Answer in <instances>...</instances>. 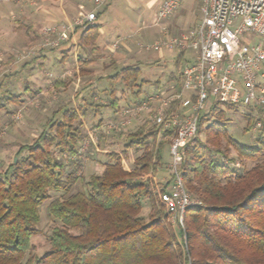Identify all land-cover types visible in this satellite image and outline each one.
I'll list each match as a JSON object with an SVG mask.
<instances>
[{
	"label": "trees",
	"instance_id": "obj_1",
	"mask_svg": "<svg viewBox=\"0 0 264 264\" xmlns=\"http://www.w3.org/2000/svg\"><path fill=\"white\" fill-rule=\"evenodd\" d=\"M97 37V25L83 28L79 46L96 47ZM184 53H178L171 78L175 93L182 89ZM79 61L85 74L88 62ZM139 73L137 64L117 69L108 76L110 94L118 84L137 85ZM109 106L117 108V98ZM237 107L215 103L202 112L197 135L184 147L180 169L185 188L204 206L188 208L183 227L170 222L161 200L170 181L155 178L171 131L150 121L130 132L120 130L125 149H142L133 167L124 168L119 153L106 152L111 160L100 174L88 177V191L69 193V185L82 177L72 174L64 180L63 165L51 148L60 156L76 155L85 134L78 109L65 108L16 153L26 150L27 155L0 174V264H264V117L243 107V130L257 127L258 146L243 145L227 130L226 112ZM179 108L180 101L174 100L167 113ZM242 160L254 164L240 170L235 163ZM60 190L66 196L47 205L48 218L59 223L47 237L49 248L27 257L31 237L38 233L39 206L50 191ZM145 204L146 217L141 215Z\"/></svg>",
	"mask_w": 264,
	"mask_h": 264
},
{
	"label": "rangeland",
	"instance_id": "obj_2",
	"mask_svg": "<svg viewBox=\"0 0 264 264\" xmlns=\"http://www.w3.org/2000/svg\"><path fill=\"white\" fill-rule=\"evenodd\" d=\"M17 1L19 0H0V174H3L7 170L8 166L14 161V157H16V161H18L21 157L27 155L26 150H23L18 156H16V153L21 145L33 143L40 133L47 129L46 123L51 118L59 119L61 112L65 108L76 107L71 100L67 102L70 94H64V90L60 89L61 87L57 85L58 89L57 86L54 85L57 80L56 78H54L55 80H51V86L48 92H44L46 93L44 97L45 101L41 99L35 100L36 98H33L34 91L37 87L30 86V90L28 88L24 89L26 87L25 82L30 80L32 70L37 73H39L38 71L46 72L48 69L51 70L52 64H50L49 60H37L35 58L28 63L27 68L23 72L15 73L12 70V65L17 55L19 57L22 54H26L27 50L26 48L23 50L22 46L24 47L28 44V39H31L30 42H32L28 48L32 50L33 47V50H36L38 45L33 46V42L37 40L38 35H33V32H40L39 27L44 20H47L43 9L47 10L50 7L58 6L56 0H30L35 3L33 9L34 13H31V11L29 12L26 8L23 11H19V7L22 4ZM162 1L163 0H116L115 4L108 10H103L101 12V18L108 19L111 22L110 26L105 29L108 39L106 38L103 41L116 42L118 40V47L115 49L117 52L124 50L123 41L130 44L132 48V63L137 64L140 69L139 81L137 85L130 88L122 84L116 86L113 98H117L119 105L116 109H113L108 106L112 97L110 96V85L107 75H112L117 69L124 66L117 64L119 61L121 63V59L123 58L117 56L112 58L114 64L117 65L113 69L106 70L108 67L113 66V64H110L111 60H108L105 66L99 68V73H104V75L95 82V88L89 89L88 87L87 92H91L90 96L92 93L99 94L95 102H98V105H102L98 108V113H100L101 118L100 120L93 121L89 117H84V119H82L84 126L93 125L94 127L99 123L100 129H105L100 132V138L98 136L96 142L98 147H94L93 144L87 145V147H84V150L82 149L83 147H78L77 154L73 156H60L57 148L54 146L51 148L53 149V154L59 158V161L63 165L62 172L64 180H67V176L72 174L82 177L80 180L72 182L69 185V193L88 191V187L86 186L88 177L94 173L100 174L104 164L111 160L106 152L119 153L123 158V166L126 169L132 168L133 161L142 153V149L139 147L128 149L123 147L126 140L119 135L122 129L112 130L108 128L110 124L116 123L122 118L123 115L121 116L120 113L122 112H120V110L133 109L131 124L122 130L130 132L145 121L153 123L152 114L154 113L158 101L148 100L147 98L151 95L148 94L149 92L156 90L154 82L158 81L161 85L160 91L162 92L159 93L161 98H170L172 94L175 93L173 90L174 83L171 78L177 73V65L175 62L178 55L176 50L178 49L173 48L170 50L165 45L156 46L155 43L166 42L175 37L181 38L184 33L185 35L188 34V32H191L190 34L194 33L196 30V22L200 18V14L199 8L195 5L196 0H181L182 4L184 3L188 6H191V4L194 5L189 7L190 12L184 18L186 19L184 24L175 27L168 21L170 16L164 19L157 17L158 7ZM100 9L101 7L98 8V12ZM176 11L177 10H175L171 16L176 14L178 16L177 18H180V16L183 15V11L179 10V14ZM29 20L33 21L32 23L34 24V26L30 28H28V23H30ZM17 21L23 22L24 27L21 26V23H17ZM24 33L26 34L25 39L23 38ZM17 39L18 42L20 40V45L22 44V46H19L17 52L1 47L3 43H9L13 40L17 42ZM241 40L244 42L243 38ZM48 48L55 49L53 47ZM22 51L23 53H21ZM59 53V49L49 52L50 60L59 55ZM196 53L197 47H191L186 50L183 58L184 62L188 60L191 62L194 60ZM31 54L36 55V52L33 51ZM160 54H164V57L159 59ZM41 62L44 65L40 64ZM55 72L57 74L59 73L58 70ZM68 81H66V83H68L66 86H69L71 78ZM81 83L82 86H87L85 81ZM24 90L29 91L24 94ZM57 92H60V95H58ZM22 95L27 98L31 97V99L26 100L27 103L24 106L16 103L19 102L17 100ZM144 101L147 107L143 110H137L136 108H139ZM42 104L45 106H42ZM67 104H69V106ZM60 107L62 109L58 110ZM78 108L79 112H81L80 106H78ZM44 109L46 110L43 111ZM245 112L246 110L242 106H238L236 110L231 109L227 111V117L229 118L227 130L230 135L241 144L251 147L258 146L256 141L258 135L257 127L253 128L248 133H245L243 130L246 125V119L244 117ZM89 115L90 114H88V116ZM96 133L98 135V131H96ZM201 137L203 139V135H201ZM85 138H87V136L82 138V144ZM231 155L233 156L235 153L231 151ZM169 163V146L166 143L162 148V159L155 177L156 180L161 181L162 184H164L165 181H171ZM235 164L236 167L241 170L243 168H250L254 162L242 160L237 161ZM65 196V190L57 192L50 191V198L39 206L40 222L37 226L38 233L31 237L33 249L27 257L29 255L40 256L48 250L49 244L47 237L52 228L59 223L48 218L47 205L52 199ZM148 212L149 206L145 204L141 211V215L146 217Z\"/></svg>",
	"mask_w": 264,
	"mask_h": 264
},
{
	"label": "built area",
	"instance_id": "obj_3",
	"mask_svg": "<svg viewBox=\"0 0 264 264\" xmlns=\"http://www.w3.org/2000/svg\"><path fill=\"white\" fill-rule=\"evenodd\" d=\"M107 1L92 0L93 8L85 14L70 22L45 26L39 46L58 48L77 28L94 26L98 8ZM180 1L160 2L157 17L171 16ZM199 11L201 19L194 33L155 43L170 50L197 47L194 60L182 69L180 93L170 98L153 93L147 98L158 101L152 114L153 123L171 131L168 137L171 181L160 196L170 213V222L180 227H183V216L188 208L204 206L186 190L180 169L184 147L197 135L199 115L215 103H223L250 108L264 117V0H200ZM117 47L115 42L111 48ZM174 100L180 101V108L167 113ZM146 107L144 101L136 109ZM132 111L123 110L124 117L108 128L123 130L131 124ZM97 138L94 130L84 140L82 149Z\"/></svg>",
	"mask_w": 264,
	"mask_h": 264
},
{
	"label": "crops",
	"instance_id": "obj_4",
	"mask_svg": "<svg viewBox=\"0 0 264 264\" xmlns=\"http://www.w3.org/2000/svg\"><path fill=\"white\" fill-rule=\"evenodd\" d=\"M56 1L58 2L57 7L53 6V7L48 8L47 10L43 9V12H45V17L47 20H44V22H42L41 26L39 27L40 32H37V31L33 32V35H38L37 40L33 42V46L38 45L36 47V50H33L34 48L32 47V50L34 52H36V55L35 54L32 55L31 53L33 51L31 50V48H28V47H30V43L32 44V42H30L31 39H28V42H27L28 44H26L24 47L22 46V44L20 45V40L18 42V39H17V42H15L16 40L15 41L13 40V41H10L9 43H3V45H1V47L2 48L4 47L8 50L15 51V52H17L19 50L18 49L19 46H22L23 50H25V48H26V50H27L26 54H22L19 57L17 54H19L20 52L16 54L17 58L15 59V61L13 62V65H12V68H13L12 70L15 73L23 72L27 68L28 63L31 62L35 58L37 60H49L50 64H52L51 70L48 69V71H46V72L38 71L39 73H37L36 71L32 70L31 74H30V80L25 82L26 87L24 89L28 88L30 90V86L37 87V89L34 91V96H33V98H36L35 100L41 99L42 101H45L44 97L46 96V93L48 92V89L51 86V80L56 78L57 80L55 81L54 85L55 86L58 85L59 87H61L60 89L64 90V94H67V93L70 94L67 102H70V100H71L72 103L76 106L75 108L78 109V113H79L81 121H82V119H84V117H86V118L89 117L92 121L93 120H100L101 115H100V113H98L99 107L94 106V105H98L97 104L98 102H95V100L99 97V94L92 93L90 96L91 92L90 93L87 92L88 87H89V89L95 88V84H96L95 82L99 78L103 77L104 73L100 74L99 68L101 66H105V64L108 63V60H111L110 64L111 65L113 64V66L108 67L106 70L115 68L117 65H115L114 61L112 60V58H114L115 56L123 58V59L120 58L122 61H121V63L119 61V63H117V64H121L124 66L134 64V63H132V60H131L132 48L130 47V44L128 42L123 41L124 50L117 52L115 50H112V48H111L112 44L115 42H104L103 41L106 38L108 39V36L106 34L105 29L110 26L111 22L108 19L106 20L104 18H101V15H102L101 12L103 10H105V11L108 10L113 4H115L116 0H108L107 3L103 7H101L100 11L98 12L97 20L95 22V25H97V32H98V37L95 41L96 47L87 46L85 48H81L79 46V43L81 41L80 40L81 32H82L83 28H87V27H79L70 35L69 40L67 42H65L64 44H62L60 47L55 48V49H50V48L42 49L39 46L41 43L42 34H39V33H42L41 31L45 26L50 25V24H55V23H61V22H70L74 17L83 15L93 8L92 0H56ZM17 2L22 4L19 7V11H23L26 8L29 12L31 11V13L32 12L34 13V10H33L34 6H35L34 1L32 2L30 0H27V2H26V0H24V1L19 0ZM199 4H200V0H196L195 5L198 8H199ZM193 5L194 4H191V6L190 5L188 6L184 3L182 4V1H180L178 7L176 8V10H177L176 12H178L179 10H182L183 15L180 16V18H177L178 16L176 14H174L173 16H170L168 18V21H170V24L172 23L175 27L180 25V24H184V22L186 21V19H184V18L190 12L189 7H192ZM179 13L180 12H178V14ZM199 14H200V18L197 20L196 26L201 19L200 11H199ZM174 16H175V18H174ZM29 22L30 23H28L29 24L28 28H30L31 26H34V24L32 23L33 21L29 20ZM17 23H21V26L24 27L23 22L17 21ZM190 33L191 32H188V34H186V35L184 33L183 36L190 35ZM25 36H26V34L24 33V36H23L24 39H25ZM23 38H20V39H23ZM58 49L60 50L59 55H57L56 57L52 58V60H50L49 52H53L54 50H58ZM188 49H186V50H188ZM180 51L181 50H179V49L176 50L177 53H179ZM21 53H23V51ZM163 57H164V54H160L159 59L163 58ZM80 58L82 59V61L88 62V64L86 66H84L85 67L84 68L85 74L81 73L82 68L80 67V61H79ZM188 62H189V60L187 61V63ZM40 64L44 65L42 62ZM56 70L59 71L58 74L55 72ZM108 76L109 75H107V77ZM70 78H71L70 84H69V86H66V84H68V83H66V81H68ZM82 81L86 82V85H87L86 87L81 85ZM154 84L156 86V90H153V91L149 92L148 94H153V93L159 94L162 92V91H160L161 85L159 84V82L156 81V82H154ZM58 86H57V88H58ZM29 90H24L25 91L24 94H26ZM44 92H46V93H44ZM57 94L60 95V92H57ZM110 96L112 97V100H114V98L111 94H110ZM27 99H31V97L27 98V97H24L22 95L17 100L19 102H16V103L18 105L24 106L27 103L26 102ZM112 100L110 102H112ZM90 103H93V106H90ZM109 103H108V106H109ZM77 105L80 106L81 112H79V108ZM42 106H45V105L42 104ZM110 107H112V106H110ZM113 109H116V108H113ZM45 110L46 109H44L43 111H45ZM123 110H120V112H122ZM88 114H90V115L88 116ZM120 114H121V116L123 115L122 113H120ZM123 117H124V115L122 116V118ZM83 130H84V134H85L84 136H87V138H85V139H88L89 135L94 130L98 131V136L100 138V134H101L100 132L105 130V129H103V128L100 129L99 123H97V125L94 127H93V125H91V126L85 125L84 126V124H83ZM97 140H98V138H97ZM97 140L89 142L88 146L93 144L94 147H98V144L96 143ZM83 142H84V140H83ZM79 144H80L79 147H81L83 145L82 141ZM169 186H170V183H169L168 187Z\"/></svg>",
	"mask_w": 264,
	"mask_h": 264
},
{
	"label": "water",
	"instance_id": "obj_5",
	"mask_svg": "<svg viewBox=\"0 0 264 264\" xmlns=\"http://www.w3.org/2000/svg\"><path fill=\"white\" fill-rule=\"evenodd\" d=\"M14 161H16V157H14Z\"/></svg>",
	"mask_w": 264,
	"mask_h": 264
}]
</instances>
